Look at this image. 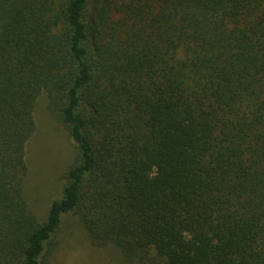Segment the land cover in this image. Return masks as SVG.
<instances>
[{
    "label": "trees",
    "instance_id": "obj_1",
    "mask_svg": "<svg viewBox=\"0 0 264 264\" xmlns=\"http://www.w3.org/2000/svg\"><path fill=\"white\" fill-rule=\"evenodd\" d=\"M41 95L74 151L43 217ZM67 215L124 264H264V0H0V264Z\"/></svg>",
    "mask_w": 264,
    "mask_h": 264
},
{
    "label": "rangeland",
    "instance_id": "obj_2",
    "mask_svg": "<svg viewBox=\"0 0 264 264\" xmlns=\"http://www.w3.org/2000/svg\"><path fill=\"white\" fill-rule=\"evenodd\" d=\"M34 119L36 130L26 145L29 172L24 190L31 210L43 217L51 201L60 197L63 184L60 174L74 151L63 127L49 113L45 95L37 99ZM53 239L49 264H124L116 249L90 241L73 215L63 218Z\"/></svg>",
    "mask_w": 264,
    "mask_h": 264
}]
</instances>
